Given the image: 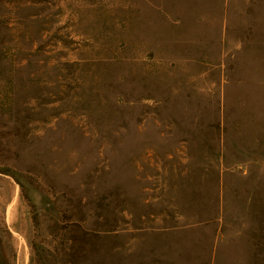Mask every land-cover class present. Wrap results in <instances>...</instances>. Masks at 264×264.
<instances>
[{
	"label": "rangeland",
	"instance_id": "1",
	"mask_svg": "<svg viewBox=\"0 0 264 264\" xmlns=\"http://www.w3.org/2000/svg\"><path fill=\"white\" fill-rule=\"evenodd\" d=\"M0 264H264V0H0Z\"/></svg>",
	"mask_w": 264,
	"mask_h": 264
}]
</instances>
